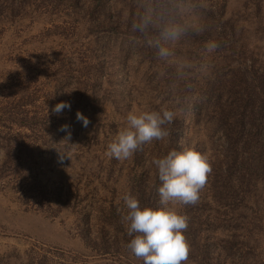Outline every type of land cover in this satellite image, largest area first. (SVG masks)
<instances>
[{"label": "rangeland", "instance_id": "rangeland-1", "mask_svg": "<svg viewBox=\"0 0 264 264\" xmlns=\"http://www.w3.org/2000/svg\"><path fill=\"white\" fill-rule=\"evenodd\" d=\"M202 2L206 30L177 54L220 47L177 109L171 70L160 76L156 50L132 40L136 0H0V264H143L122 197L160 207L152 160L189 147L213 171L178 206L186 264H264V0ZM163 107L178 111L167 138L105 155L129 112Z\"/></svg>", "mask_w": 264, "mask_h": 264}, {"label": "clouds", "instance_id": "clouds-1", "mask_svg": "<svg viewBox=\"0 0 264 264\" xmlns=\"http://www.w3.org/2000/svg\"><path fill=\"white\" fill-rule=\"evenodd\" d=\"M137 12L131 21L132 37L136 44H144L156 50L162 62L160 76L169 77V91L177 109L187 104L194 91V81L207 76L211 70L210 54L220 45L215 40L205 42L199 59L177 54V45L187 36L202 34L206 28L200 22L201 10L206 7L202 0H136ZM71 105L61 102L52 109L60 113ZM178 114L177 110L163 107L159 111H131L126 125L107 145L105 155L123 161L146 143L168 137L167 126ZM77 119L87 127L89 119L77 112ZM67 125L61 130H67ZM63 158V154L61 156ZM161 186L158 188V208L141 207L140 201L130 193L122 197L126 213L121 222L131 237L127 248L143 264H186L189 245L184 235L188 217L178 211V206L194 205L212 173V163L207 155L194 148L172 150L161 158H153Z\"/></svg>", "mask_w": 264, "mask_h": 264}]
</instances>
